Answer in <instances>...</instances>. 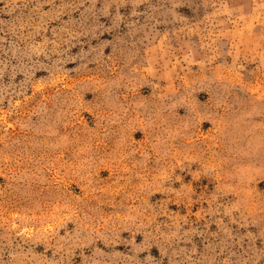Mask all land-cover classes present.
<instances>
[{
    "label": "rangeland",
    "instance_id": "1",
    "mask_svg": "<svg viewBox=\"0 0 264 264\" xmlns=\"http://www.w3.org/2000/svg\"><path fill=\"white\" fill-rule=\"evenodd\" d=\"M0 264H264V0H0Z\"/></svg>",
    "mask_w": 264,
    "mask_h": 264
}]
</instances>
